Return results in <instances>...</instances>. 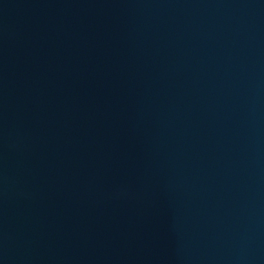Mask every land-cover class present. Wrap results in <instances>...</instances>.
<instances>
[{
  "label": "water",
  "instance_id": "1",
  "mask_svg": "<svg viewBox=\"0 0 264 264\" xmlns=\"http://www.w3.org/2000/svg\"><path fill=\"white\" fill-rule=\"evenodd\" d=\"M0 264H264V0H0Z\"/></svg>",
  "mask_w": 264,
  "mask_h": 264
}]
</instances>
